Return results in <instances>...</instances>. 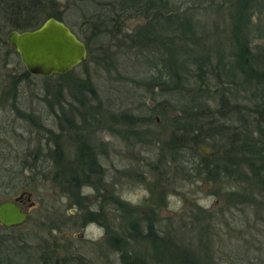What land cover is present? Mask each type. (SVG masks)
<instances>
[{"label": "rangeland", "instance_id": "1", "mask_svg": "<svg viewBox=\"0 0 264 264\" xmlns=\"http://www.w3.org/2000/svg\"><path fill=\"white\" fill-rule=\"evenodd\" d=\"M96 1L57 0L61 18L78 38L83 37L84 29L79 23L87 18L91 10L96 9ZM176 2L181 7L180 10H184L186 6L192 9L193 15L187 16L197 18L200 22L196 28L199 41L202 40L205 47L197 49H203L210 54L209 61L214 67L218 65L219 54L217 56L215 53L218 49L225 55L222 60L225 68L230 66L227 61L232 59L231 53L235 45L232 40L235 34H238V40L248 44L249 49L257 55L258 61L264 60V0H251L248 4L246 2L247 7L242 9V13L238 8V0ZM125 24L128 32L143 24V20L132 18L125 21ZM162 25L157 30L162 37L166 33L163 40L167 41L166 37L171 31L166 30V24ZM117 44L120 43L113 42L111 51L100 56L103 59L101 63H97L96 59L100 51L93 47L91 56L87 54L89 60L71 69V84V77H74L83 82L82 85L87 91L93 89V92L88 91L85 94L89 105L81 110L83 115L73 109L65 117L60 105L53 101V90L62 81L57 75L42 77L31 74L26 79L19 78L15 85L14 79L10 77L5 80L6 83L3 82L0 88V129L5 123L3 119L11 120L14 116L10 114L15 113L13 102L19 112L25 113L27 117L25 121L20 119L23 122L16 132L17 135L10 140H2L0 144V202L3 198L13 197L27 190L31 193L35 206L30 209L29 223L13 228L0 225L2 264H48L42 259L48 247L56 249L53 255L58 264H120L119 254L108 247V229L105 226L108 224L117 236H121L125 235L122 232L131 220L139 221L141 232L153 220V224L159 226L158 229L163 231V235L164 232H168L171 237L177 235L180 242L186 243L201 257L208 252L211 257L205 256L204 264H232L233 254L228 246L241 242L239 237H229V233L237 228L245 231L244 226L248 221L251 224L258 222V213L254 207L242 210V205H236L226 209L223 214L225 203H233L227 193L235 191L237 182L232 183V187L231 180L220 179L216 183L208 182L204 176H198L195 170L190 169L196 166V163L193 164L194 157L191 152L184 156L191 163H183L181 166L176 163L173 165V162L167 164L164 159L170 155L159 157L161 141H166L173 130V126L169 125L171 117L175 116L173 103L178 101L183 92L179 89L165 92L162 87L153 88L151 84H145L146 77L152 73L145 59L153 60L154 56L129 45ZM9 53L3 71L16 75L26 71L19 53L13 48ZM155 56L161 57L160 53H155ZM225 72L226 70L221 69V75L220 70L213 73L209 71L210 88L207 94L210 97L204 100L209 107H220V90L217 89L221 87L225 88L224 93L229 96L230 105L250 107L253 101L257 102L262 97L263 89L245 90L243 85L232 81L231 75H224ZM237 80L241 82L240 78ZM63 91L65 100L62 103L66 109L69 106L67 101L74 100L66 87H63ZM75 103L79 105V102ZM85 107L92 111H85ZM243 107L241 111L244 110ZM126 111L134 115L151 113L152 122L138 126L146 132L141 136L143 144L124 132L128 125H111L105 120L110 113L120 114ZM105 113L107 116L104 118ZM85 116L88 122L83 124L82 119ZM229 116L225 120L204 124L206 133L202 135L206 141L205 145L201 143L198 148L201 150L202 146L205 147L204 154L218 151L216 140L212 137L216 123H240L238 115L232 113ZM102 119L104 122L101 123ZM201 119L206 122L209 120L207 117ZM69 121L74 124L69 125ZM200 122L196 124L199 125ZM42 125L57 134L60 133V144L67 163L75 161L81 153L80 149L77 150V137H86L88 147L96 154L95 159L103 170V176L96 170L91 173L92 179L86 184H81L80 188L70 186V189L68 181H64L63 177H53L57 167L44 155L51 153L54 148L55 136L48 135ZM21 132L25 138L20 136ZM40 157L36 164L33 163L35 158ZM160 158L164 163L158 162ZM197 159L195 156V160ZM29 162L30 165L33 164L30 168ZM138 186L146 187L150 195L137 206L125 202L126 212L120 211L119 214L120 208L112 201L111 195L121 197L124 191L135 190ZM86 187H91L93 192L87 193ZM203 212L207 215L201 220L199 216ZM127 246L132 248L130 251L134 248L139 252L138 257L143 258V264H167L166 259L159 262L161 256L157 250L144 240L137 243L133 240Z\"/></svg>", "mask_w": 264, "mask_h": 264}, {"label": "trees", "instance_id": "2", "mask_svg": "<svg viewBox=\"0 0 264 264\" xmlns=\"http://www.w3.org/2000/svg\"><path fill=\"white\" fill-rule=\"evenodd\" d=\"M247 1L238 0V8L241 13L251 0ZM176 3H178L176 0H97L95 2L96 9L91 10L87 14V18L79 23L84 28L81 39L86 44L89 56L92 54L93 47L98 48L100 52L96 58L97 63L102 62L103 59H100L102 54L105 55L111 51L113 42L138 48V51L154 56L153 60L145 59L152 71L149 77H146L145 84H151L153 88L162 87L166 90L165 92L168 90L174 92L178 89L183 92L178 101L173 103L175 116L171 117L172 120L169 122V125L173 126V130L166 141H161L159 157L170 155L165 157L164 161H167V164L173 162V165L176 163L181 166L183 163H191L190 159L184 158L185 154L191 152V156L194 157V159L192 158L193 164L196 163V166H192L190 169L195 170L198 176H204L208 182L217 183L221 181L220 179L223 181L225 179L231 180L230 185L237 182L235 191L227 193L228 198L233 203L230 205L228 202L225 203L226 208L222 210L223 214H225L226 209L229 210L236 205L238 207L242 205V210L247 207H254L258 213V222L251 224L248 221L244 226L246 232L237 228L233 233H229V237H239L241 242V244L228 246L230 253L233 254L231 262L232 264H264V60L258 61L257 55L249 49L248 44L238 40L236 36L238 34H235L234 40H232L235 44L234 51H231L232 59L227 61L230 66L225 68L226 65L222 61L225 55L218 49L215 50L217 56L219 54L217 57L218 65L214 67L209 61L210 54L203 49L199 50L200 47H205V43L202 40L199 41L198 28H196L200 22L197 18L187 16L193 15L192 9L186 6L184 10H180L181 7L177 6ZM57 4V0H0V88L3 86V82L8 80V77L14 79L13 84L15 85L19 78L26 79L31 75L26 71L19 72L18 75L3 71L7 65V57L10 56L9 51L12 48L6 40V34L10 30L34 29L43 23L47 17H55L64 22ZM132 18L143 20V24L127 32L125 21ZM162 24H166V30L171 31L173 36L171 37L169 34L166 37L167 41L163 40L166 33L162 37L157 30ZM120 44L117 45L120 46ZM155 53H160L161 57L155 56ZM221 69L226 70L224 75L227 77L231 75L232 81L243 85L245 90L253 88L258 91L260 88L263 89L262 97L257 102L253 101L250 107L230 105L229 96L224 93L225 88L221 87L217 89L220 90V99H218L220 107L218 109L209 107L205 103L206 99L210 97L207 94L210 88L208 85L210 76L208 74L210 70L212 73L220 70L221 74ZM71 72L55 74L62 81L53 90V101L60 105L59 107L65 117L68 116L67 113L71 114L73 109L83 115L81 110H84L85 105H89L85 94L88 91L93 92V89L87 91L82 85L83 82L77 81L74 77H71V84L69 81ZM237 78H240L241 82ZM186 83L188 84L185 85ZM63 87L71 92L72 100H74V102L67 101L69 106L66 109L65 104L62 103L65 100ZM75 101L79 102V105ZM12 106L16 113H19V116L27 117L25 113L19 112L15 102L12 103ZM242 107L244 108L243 111H241ZM85 111L92 110L86 108ZM232 113L239 116L240 123L238 125L226 124L224 121L216 123L217 125L214 126L216 130L212 137L216 140L218 151L204 154L202 149H198L199 145L201 143L205 145L204 141H206L202 135V133H206L204 124H211L212 121L215 123L219 119H228ZM106 116L107 113H105L104 118ZM201 117L204 119L207 117L209 120L203 121ZM151 118L149 112L144 115H134L126 111L120 114L110 113L105 120L111 125L117 123L121 126L128 125L124 132L135 138V141L143 144L141 136L146 132L140 130L138 126L149 121L151 123ZM85 122H88L86 116L82 119V123L85 124ZM102 122L104 119L101 120ZM196 122H200V124L197 125ZM70 124L73 125L74 123L69 121ZM41 127L45 129L48 135L55 136L53 138L54 148L51 153L44 155L46 159L53 161L57 167L53 177L58 175L63 177L64 181H68L70 189V186L79 187L81 184H86L88 180L92 179L91 173L96 170L102 175L103 170L95 159L96 154L88 147L86 137H77L79 144L77 150L80 149L81 153L78 154L75 161L67 163L65 160L67 157L65 158L63 155V147L60 144V133L57 134L45 125ZM85 156L86 158H84ZM195 156L198 157L197 160H195ZM39 159L41 157L35 158L33 163L36 164ZM158 162H163L162 158ZM28 164L29 168L33 166V164L30 165V162ZM154 168L155 164L152 165V169ZM111 196L113 197L112 201L120 208L118 213L120 214V211L126 212L127 205L125 202L120 197ZM205 215H207L206 212L201 213L200 219L203 220ZM138 222L128 221L127 228L122 232L125 235L121 236H117V233L112 228L110 229L108 224L105 226L108 229V246L119 254L120 264H143L141 262L143 258L138 257L139 252H136L134 248L133 251H130L126 247L129 240L125 238L126 236L141 237L144 235L150 238L149 243L161 256L159 262L166 259L167 264H204L206 260L204 257H211L208 252L207 255L201 257L186 243L180 242L177 235L171 237L168 232H164L163 235V231L158 229L159 226L153 224V220L149 221V227L144 229L145 233L140 231L141 225H138ZM239 226L243 227L242 225ZM55 250L48 247L42 255L43 262L58 264L57 258L53 255ZM2 257L0 251V264H2Z\"/></svg>", "mask_w": 264, "mask_h": 264}, {"label": "water", "instance_id": "3", "mask_svg": "<svg viewBox=\"0 0 264 264\" xmlns=\"http://www.w3.org/2000/svg\"><path fill=\"white\" fill-rule=\"evenodd\" d=\"M6 40L19 53L26 72L33 76L66 74L88 60V49L83 39H79L70 27L55 17H47L34 29L10 30ZM201 149L206 151L203 146ZM25 202L23 209L21 203ZM34 206L35 201L27 190L3 198L0 202V224L10 228L29 223L30 209Z\"/></svg>", "mask_w": 264, "mask_h": 264}, {"label": "flooded vegetation", "instance_id": "4", "mask_svg": "<svg viewBox=\"0 0 264 264\" xmlns=\"http://www.w3.org/2000/svg\"><path fill=\"white\" fill-rule=\"evenodd\" d=\"M12 109V108H11ZM10 109V110H11ZM9 110V111H10ZM12 111V110H11ZM14 114L13 113H11L10 112V114H12V115H14L13 117H12V119L10 120V119H8V118H5V119H3V121H5V123H4V125H2L3 127H1L2 129H0V144H1V141L2 140H10L11 138H14V137H12V136H14V135H17L16 134V132H17V130H19V128L21 127V124H22V122L23 121H25V117L23 118V116L22 115H20L19 116V113H16V111L14 110ZM10 114H8V115H10ZM20 119H23V121L22 120H20ZM21 121V122H20ZM20 122V123H19ZM20 136L22 137V138H25V136H24V134H23V132H21L20 133ZM23 192V191H22ZM9 198V197H8ZM5 199H7V198H5ZM26 203L27 202H25V203H21L22 204V206H23V209H25V205H26ZM156 213V212H155ZM154 213V215H156ZM1 225V224H0ZM2 226V225H1ZM5 227H7V226H5ZM10 228H13V227H10ZM123 237V236H122ZM128 241V245L130 244V242H132L133 240H134V242L135 243H137V242H141V241H145V243H149L150 242V238H148L147 236H141V237H134V236H132V237H125ZM108 244V243H107ZM109 247V246H108ZM128 249H132V248H130V247H128V246H126Z\"/></svg>", "mask_w": 264, "mask_h": 264}, {"label": "clouds", "instance_id": "5", "mask_svg": "<svg viewBox=\"0 0 264 264\" xmlns=\"http://www.w3.org/2000/svg\"><path fill=\"white\" fill-rule=\"evenodd\" d=\"M85 191L87 193L93 192V189L91 187H86ZM150 195L148 189L144 186H138L135 190L132 191H124L121 194V199L132 205V206H137L138 204L141 203V201L144 198H147Z\"/></svg>", "mask_w": 264, "mask_h": 264}]
</instances>
